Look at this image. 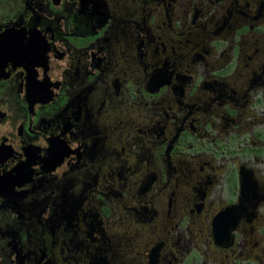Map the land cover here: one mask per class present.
<instances>
[{"label": "flooded vegetation", "instance_id": "flooded-vegetation-1", "mask_svg": "<svg viewBox=\"0 0 264 264\" xmlns=\"http://www.w3.org/2000/svg\"><path fill=\"white\" fill-rule=\"evenodd\" d=\"M0 264H264V0H0Z\"/></svg>", "mask_w": 264, "mask_h": 264}]
</instances>
